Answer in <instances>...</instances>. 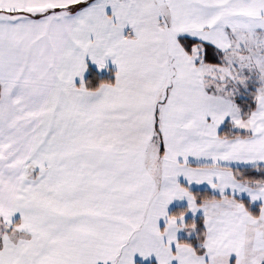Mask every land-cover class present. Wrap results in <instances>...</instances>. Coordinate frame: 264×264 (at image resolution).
<instances>
[{"label":"snow or ice","instance_id":"1","mask_svg":"<svg viewBox=\"0 0 264 264\" xmlns=\"http://www.w3.org/2000/svg\"><path fill=\"white\" fill-rule=\"evenodd\" d=\"M0 264H264V0H0Z\"/></svg>","mask_w":264,"mask_h":264}]
</instances>
